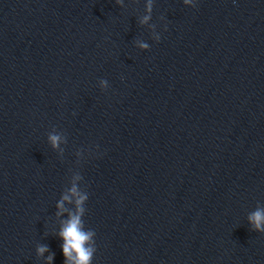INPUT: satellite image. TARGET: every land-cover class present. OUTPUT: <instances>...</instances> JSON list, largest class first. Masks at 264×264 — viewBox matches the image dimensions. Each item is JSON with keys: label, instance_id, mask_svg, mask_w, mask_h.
Wrapping results in <instances>:
<instances>
[{"label": "water", "instance_id": "95a60500", "mask_svg": "<svg viewBox=\"0 0 264 264\" xmlns=\"http://www.w3.org/2000/svg\"><path fill=\"white\" fill-rule=\"evenodd\" d=\"M78 207L92 264H264V0H0V264Z\"/></svg>", "mask_w": 264, "mask_h": 264}, {"label": "clouds", "instance_id": "9594fccd", "mask_svg": "<svg viewBox=\"0 0 264 264\" xmlns=\"http://www.w3.org/2000/svg\"><path fill=\"white\" fill-rule=\"evenodd\" d=\"M192 0H183L184 4H190ZM194 6V4L192 5ZM147 10L151 11V3H149ZM149 16H145L143 22H147ZM141 48H146L147 45L141 44ZM102 84L106 81H101ZM49 140L52 146L55 148L58 146L60 138L56 135L49 136ZM73 193H76L75 187L71 190ZM67 200L68 197L63 198ZM87 199L86 195H80L79 199L76 201L78 206L82 205L83 201ZM62 201L57 205L58 208H62ZM83 212L82 207H78V213L71 215L69 220L64 223L59 235L63 239L64 243L62 244V253L67 260H73L74 264H92V259L94 253L96 252V247L89 244L92 240V237L95 235L93 231H83V225L80 220V214ZM58 215L60 213H57ZM248 221L252 226V230L256 232H264V210L257 209L248 216ZM47 249L45 247H40L38 253L42 254ZM73 253L75 256L73 257ZM51 259V257H49Z\"/></svg>", "mask_w": 264, "mask_h": 264}]
</instances>
